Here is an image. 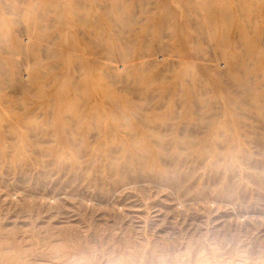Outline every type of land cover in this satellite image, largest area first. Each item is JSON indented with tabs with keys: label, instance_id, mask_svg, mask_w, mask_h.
Wrapping results in <instances>:
<instances>
[{
	"label": "rangeland",
	"instance_id": "rangeland-1",
	"mask_svg": "<svg viewBox=\"0 0 264 264\" xmlns=\"http://www.w3.org/2000/svg\"><path fill=\"white\" fill-rule=\"evenodd\" d=\"M263 6L0 0V264H264ZM108 109L141 170L42 136Z\"/></svg>",
	"mask_w": 264,
	"mask_h": 264
},
{
	"label": "bare ground",
	"instance_id": "bare-ground-1",
	"mask_svg": "<svg viewBox=\"0 0 264 264\" xmlns=\"http://www.w3.org/2000/svg\"><path fill=\"white\" fill-rule=\"evenodd\" d=\"M261 12L264 13V6L261 8ZM70 49L72 51L73 49L79 50L77 46L73 47V49L71 47ZM47 104L49 105V102ZM55 111L57 115V112L59 110ZM131 114L132 111H125L120 112L118 115L116 111H109V109L107 111L102 110L100 113H93L94 117L103 120V123L105 124L102 125H97L95 123L85 125L83 122H78L79 118L77 117L91 116L89 110L76 113L75 115L73 114L68 120H65L64 122H62L60 119V121H57L56 118L54 120V118H52L53 116H51L50 118H52V120L48 121L47 119L48 122L46 123L47 126H51V130L49 131L47 129L46 131H43L42 136H44L46 133L51 137V141L56 143L62 142V146L64 148H68L69 150L74 152L78 160H76L77 167H80L83 162H85L84 164H89L91 162L95 163L96 159L94 158H105L115 160L123 159V163L119 162L121 165L118 166V168L120 167L119 169L123 168V171L124 169L126 171V169L132 166L136 161L135 164L138 167L137 169L140 168L141 170L142 167H144L150 161V158L153 159V157L148 156L150 146L147 143V139L150 137H155L159 141H162V138L159 136L151 135L150 133L143 131L142 129L140 132L133 131L135 129L132 126V122L130 120ZM56 115L54 113V116ZM117 117H120V120H122L118 121ZM109 119L110 121H107ZM83 124L84 128L81 127L83 126ZM91 131H93V133ZM118 136L122 138L127 137V139H124V141H122V143L115 148H101L102 145H105L107 140H112L113 138ZM94 144L96 145L94 146ZM158 145L160 146V144ZM111 161L108 162L110 163L108 164V168L109 170L114 171L115 168L112 169L111 166H113V164ZM121 172L122 170H120V173Z\"/></svg>",
	"mask_w": 264,
	"mask_h": 264
}]
</instances>
